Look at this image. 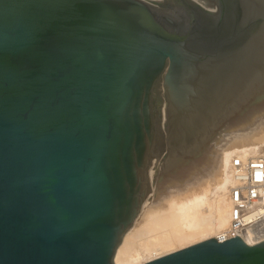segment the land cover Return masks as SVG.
<instances>
[{"label": "water", "instance_id": "95a60500", "mask_svg": "<svg viewBox=\"0 0 264 264\" xmlns=\"http://www.w3.org/2000/svg\"><path fill=\"white\" fill-rule=\"evenodd\" d=\"M263 123L264 0H0V264H114ZM141 264H264V240Z\"/></svg>", "mask_w": 264, "mask_h": 264}, {"label": "bare ground", "instance_id": "6f19581e", "mask_svg": "<svg viewBox=\"0 0 264 264\" xmlns=\"http://www.w3.org/2000/svg\"><path fill=\"white\" fill-rule=\"evenodd\" d=\"M264 146V123L245 136L233 137L220 150L217 167L182 192L147 203L117 247L114 264H141L211 237L228 227L231 184L229 163L239 150ZM242 236L250 242L247 235Z\"/></svg>", "mask_w": 264, "mask_h": 264}, {"label": "built area", "instance_id": "2783aa9c", "mask_svg": "<svg viewBox=\"0 0 264 264\" xmlns=\"http://www.w3.org/2000/svg\"><path fill=\"white\" fill-rule=\"evenodd\" d=\"M229 221L217 237L224 241L246 234L250 244L264 240V146L237 151L229 163Z\"/></svg>", "mask_w": 264, "mask_h": 264}, {"label": "rangeland", "instance_id": "374dc122", "mask_svg": "<svg viewBox=\"0 0 264 264\" xmlns=\"http://www.w3.org/2000/svg\"><path fill=\"white\" fill-rule=\"evenodd\" d=\"M206 239H207V238H206ZM195 243H196V242H195ZM187 246H188V245H187ZM179 247H180V246H178L177 249H180ZM183 247H185V246H183Z\"/></svg>", "mask_w": 264, "mask_h": 264}]
</instances>
